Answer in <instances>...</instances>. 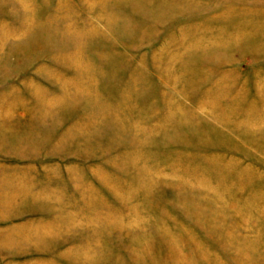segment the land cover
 I'll return each instance as SVG.
<instances>
[{
  "label": "rangeland",
  "instance_id": "rangeland-1",
  "mask_svg": "<svg viewBox=\"0 0 264 264\" xmlns=\"http://www.w3.org/2000/svg\"><path fill=\"white\" fill-rule=\"evenodd\" d=\"M0 264H264V0H0Z\"/></svg>",
  "mask_w": 264,
  "mask_h": 264
}]
</instances>
